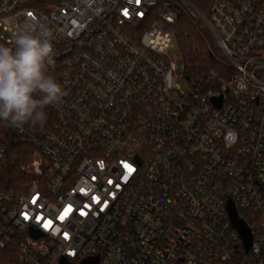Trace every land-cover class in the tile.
Listing matches in <instances>:
<instances>
[{
	"label": "built area",
	"instance_id": "obj_1",
	"mask_svg": "<svg viewBox=\"0 0 264 264\" xmlns=\"http://www.w3.org/2000/svg\"><path fill=\"white\" fill-rule=\"evenodd\" d=\"M184 16L223 58L200 81L173 54ZM29 22L55 34L65 96L43 128L0 122L34 150L7 191L0 140V247L17 264H264V0H0V43Z\"/></svg>",
	"mask_w": 264,
	"mask_h": 264
},
{
	"label": "clouds",
	"instance_id": "obj_2",
	"mask_svg": "<svg viewBox=\"0 0 264 264\" xmlns=\"http://www.w3.org/2000/svg\"><path fill=\"white\" fill-rule=\"evenodd\" d=\"M54 40L51 29L29 22L14 30L10 46L0 43V122L16 130L43 128L46 109L62 103L65 91L51 74Z\"/></svg>",
	"mask_w": 264,
	"mask_h": 264
},
{
	"label": "trees",
	"instance_id": "obj_3",
	"mask_svg": "<svg viewBox=\"0 0 264 264\" xmlns=\"http://www.w3.org/2000/svg\"><path fill=\"white\" fill-rule=\"evenodd\" d=\"M196 6L206 15L201 2L196 1ZM171 31L177 45L178 56L184 66V77L188 81H200L212 71L225 68L212 36L196 17H182L171 26ZM2 128L3 126H0V130H7ZM0 140L8 149L2 166L3 186L7 191L21 192L19 186H23L27 180L21 167L31 162L34 150L31 145L13 133L6 132ZM17 260L18 253L14 246L0 247V264H17Z\"/></svg>",
	"mask_w": 264,
	"mask_h": 264
},
{
	"label": "water",
	"instance_id": "obj_4",
	"mask_svg": "<svg viewBox=\"0 0 264 264\" xmlns=\"http://www.w3.org/2000/svg\"><path fill=\"white\" fill-rule=\"evenodd\" d=\"M238 229H239L241 235L244 237V239L246 241H248V231H247L246 227L241 224V225L238 226ZM84 264H97V261L96 260L87 261Z\"/></svg>",
	"mask_w": 264,
	"mask_h": 264
},
{
	"label": "rangeland",
	"instance_id": "obj_5",
	"mask_svg": "<svg viewBox=\"0 0 264 264\" xmlns=\"http://www.w3.org/2000/svg\"><path fill=\"white\" fill-rule=\"evenodd\" d=\"M175 44H176V42H175ZM216 48H218V47L216 46ZM173 54L175 56H178L177 45H176V48L173 50ZM178 84L181 86L182 89H185L186 88V85H187L184 79H180L179 82H178ZM23 167H25V165L21 167V170H22Z\"/></svg>",
	"mask_w": 264,
	"mask_h": 264
},
{
	"label": "snow or ice",
	"instance_id": "obj_6",
	"mask_svg": "<svg viewBox=\"0 0 264 264\" xmlns=\"http://www.w3.org/2000/svg\"><path fill=\"white\" fill-rule=\"evenodd\" d=\"M125 14H127V13H125ZM29 15L31 16L32 15V13H29ZM126 167H128L127 165H126ZM67 211V210H66Z\"/></svg>",
	"mask_w": 264,
	"mask_h": 264
}]
</instances>
